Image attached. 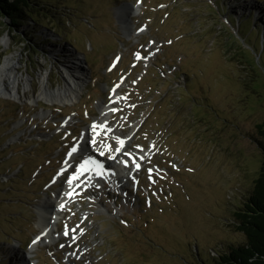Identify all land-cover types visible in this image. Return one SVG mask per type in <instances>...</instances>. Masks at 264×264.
I'll use <instances>...</instances> for the list:
<instances>
[{
    "label": "rangeland",
    "instance_id": "374dc122",
    "mask_svg": "<svg viewBox=\"0 0 264 264\" xmlns=\"http://www.w3.org/2000/svg\"><path fill=\"white\" fill-rule=\"evenodd\" d=\"M41 1L54 20L32 26L33 37L0 27V65L12 59L24 80L18 98L0 96V264H208L216 248L243 243L233 212L263 159L264 52L259 59L250 46L264 42V0ZM74 50L87 61L82 95L32 102L44 77L50 90L65 86ZM102 104L112 130L133 132L141 169L125 175L123 190L75 188L60 214L51 209L52 239H42L37 209L71 177L62 175L64 152L86 148L82 135ZM102 136L87 143L96 154L93 146L108 150L111 136Z\"/></svg>",
    "mask_w": 264,
    "mask_h": 264
},
{
    "label": "trees",
    "instance_id": "16d2710c",
    "mask_svg": "<svg viewBox=\"0 0 264 264\" xmlns=\"http://www.w3.org/2000/svg\"><path fill=\"white\" fill-rule=\"evenodd\" d=\"M46 2L48 4L41 0H0V27L10 34L33 37L35 34L31 32L32 26L44 28L42 24H46L49 19L54 20L52 11L49 9L52 4ZM39 18H44L46 22L42 23ZM233 22L234 19L230 18L228 23L232 26ZM24 26L26 27L21 29ZM248 32V27L245 25L237 28V34L241 36L244 43L251 38L245 35ZM28 47L34 48L32 44ZM250 48L255 53L260 52L258 56L260 59L264 52V42L260 49L255 45ZM258 65L253 66L258 68ZM256 129L259 136L256 143L263 154V159L248 197L233 212V226L242 234L244 241L229 245L224 252L216 248L217 253L211 252L208 264H264V120L256 125ZM196 263L197 261L193 264Z\"/></svg>",
    "mask_w": 264,
    "mask_h": 264
},
{
    "label": "bare ground",
    "instance_id": "6f19581e",
    "mask_svg": "<svg viewBox=\"0 0 264 264\" xmlns=\"http://www.w3.org/2000/svg\"><path fill=\"white\" fill-rule=\"evenodd\" d=\"M121 9L123 10V8H121ZM131 10H133V9H131ZM120 16L123 17L122 14H120ZM121 23H124V22H121ZM2 41L5 43V39H3ZM73 52L76 54L75 61H71L70 64L68 63V65L64 66L65 75H66V76L64 75L65 76L64 77L65 78L64 79L65 86H63V88L50 90L47 86L48 79H46V77H44L43 81L41 83V89L39 91V94L36 95V97L31 100L32 102H38V100H44V101L46 100V101H57L60 103H66V102H71L72 99L73 100L77 99L76 97L78 95H79V97L81 96L82 89H84V86H85V78H86L85 70H87L86 67L84 68V66L83 67H81V66H82V63H83V65H86V66H87V64L85 63V57L84 56L80 55L84 59V60L83 59L81 60L80 57L78 56L76 50H74ZM15 67H16L15 61H13L12 59H9V58H5L2 65H0V96H8V97H12L13 99L18 98L19 86L21 84H23L24 80L20 77H17V75L12 72V70H14ZM24 86H27V85H24ZM114 97H112L113 101L118 103V101H116V99ZM99 110H100L101 116H100V118H98L94 121V125H97L98 127L107 128L104 125V123H105L104 116L106 115L105 106L100 105ZM65 122H66V120H65ZM132 125H134V124H132ZM91 132H92V134H91ZM97 132H98L97 129H95V131H93V126H89L84 131V134H86V137H90V139H93L95 136V133H97ZM132 133L133 132L131 130L125 135L117 134L114 132L109 133V134L106 133L108 136L110 135V136H112V139H114V143H115V145H114V157H115V159H114V161H111L110 159L107 160V159H102L100 157H98V158H100L99 162H101V164L104 166V168L107 169L108 171H110V173L122 171L121 169H123V167H121V165L125 164L126 160L122 156L121 152L117 153L115 151V149L120 147V145H119L120 139L125 141L123 149H130L128 139L131 137ZM97 139H100V138H97ZM86 146H87V144H86ZM135 153L139 154L137 151H135ZM85 154H87V156L88 155L97 156L93 152H91L90 150H88V152H86ZM117 157H120V159L122 158L123 160L122 159L118 160ZM116 162H119V165H117ZM117 180H118V182L123 183V179L119 178L118 176L115 179V182H117ZM76 186H77V184L73 183L72 187L70 188L68 182H66V184L64 186H62V188H60V191L58 190V193L57 194L55 193L56 194L55 195V201L52 202L50 199L49 200L46 199V200H48V203H47L48 208H45L42 206V207H39L37 209V211H38L37 214L39 215V226L41 228H44V229L49 228V223H50L51 217H52L53 213L55 212V211L53 212L51 209L59 210L60 204L65 203V202L69 203V201L71 200V196H68L65 193L69 192V191L73 192V190L76 188ZM49 216H50V218H49ZM19 245L20 244H17L16 246H13V247L14 248H20ZM30 248L32 249V247H30ZM17 257H18V255H17ZM22 260L24 261L23 262L24 264H26V263L31 264L30 262L29 263L27 262L26 257H24V259L22 258ZM15 263H17V262H15Z\"/></svg>",
    "mask_w": 264,
    "mask_h": 264
},
{
    "label": "snow or ice",
    "instance_id": "6c2138e0",
    "mask_svg": "<svg viewBox=\"0 0 264 264\" xmlns=\"http://www.w3.org/2000/svg\"><path fill=\"white\" fill-rule=\"evenodd\" d=\"M113 111H115V109H113ZM95 129H96V125H93V131H95ZM91 143H92L93 145H95V144H96L95 139H92V140H91ZM124 144H125V141L122 140V139H120V140H119V145H120V147L116 148L115 151H116L117 153H120L121 150H122L123 147H124ZM101 147H106V146H103V145H102ZM138 147H139V146H138ZM77 151H78V147L74 146V147L71 148V151L68 153V155H69V156H73V154H74V153H77ZM100 154H101V155H104V152L101 151ZM123 154H124L125 156H129V157L131 156V153H129V152H127V151H124ZM80 158H81L82 160H84V163H83V164H80L79 168L76 170L78 173L82 174L83 171L86 169V166L89 165V164H91V165L96 166L98 169H100V171L97 173V175H101V176H102V174H103V165H98L97 162H96L95 160H93L91 157H88L87 159H85V158H84V151H83V150H81V157H80ZM111 158H112V159H115V157H111ZM141 159H143V158L141 157ZM125 164H126V166H127V161H125ZM135 167H136L137 169H139V168L141 167V165H140L139 163H135ZM148 171H149V178L151 179L153 169L149 168ZM78 178H79L78 175H75V174H74L71 178H68V179H67V182H68L70 188L72 187L74 181L77 180ZM65 194L68 195V196H71V195H72V191L66 192ZM63 208H64V205L61 204V209H63ZM65 235H67L66 232H65ZM35 242H36V241L34 240L33 243H35ZM61 247H63V245H61Z\"/></svg>",
    "mask_w": 264,
    "mask_h": 264
}]
</instances>
